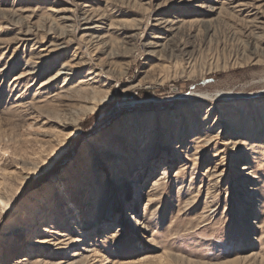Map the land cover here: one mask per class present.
<instances>
[{
	"label": "rangeland",
	"instance_id": "374dc122",
	"mask_svg": "<svg viewBox=\"0 0 264 264\" xmlns=\"http://www.w3.org/2000/svg\"><path fill=\"white\" fill-rule=\"evenodd\" d=\"M0 194V264H264V0H0Z\"/></svg>",
	"mask_w": 264,
	"mask_h": 264
},
{
	"label": "trees",
	"instance_id": "16d2710c",
	"mask_svg": "<svg viewBox=\"0 0 264 264\" xmlns=\"http://www.w3.org/2000/svg\"><path fill=\"white\" fill-rule=\"evenodd\" d=\"M140 92H145V91H140ZM99 113H100V112H97V113H95V115H93V116H91V117H87V118L82 122V126L84 127V129H86V128H88V127L90 126L91 122H92V121L98 116ZM52 171H53V170H52ZM50 173H51V172H50ZM48 174H49V173H48ZM48 174L45 173L44 175L40 176L36 181L39 182V181L43 180L44 178H47ZM32 182H35V180L29 182V186H30V187L32 186Z\"/></svg>",
	"mask_w": 264,
	"mask_h": 264
},
{
	"label": "bare ground",
	"instance_id": "6f19581e",
	"mask_svg": "<svg viewBox=\"0 0 264 264\" xmlns=\"http://www.w3.org/2000/svg\"><path fill=\"white\" fill-rule=\"evenodd\" d=\"M31 73V72H30ZM60 73H65V72H62L61 70H59V72L57 73V74H60ZM50 80H48V82H46V83H49L50 81H52L53 80V78H49ZM89 79H91V78H89ZM87 80L86 79H83L82 80V82H86ZM53 94H51L50 96H52ZM93 109V107H90V110H92ZM88 109H86V111H87ZM74 121H76V120H74ZM77 124H78V122H77ZM76 124V125H77ZM32 125L33 124H31L30 125V128H32ZM78 129H79V126L77 125V127H76V130L73 132V134H75L77 131H78ZM3 203H5V200H4V198H3V196L0 194V204H3ZM53 243V242H52ZM54 243H62V242H60L59 240H57V241H55Z\"/></svg>",
	"mask_w": 264,
	"mask_h": 264
}]
</instances>
